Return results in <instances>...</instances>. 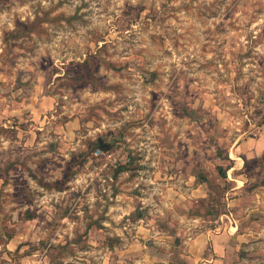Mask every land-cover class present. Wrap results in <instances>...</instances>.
<instances>
[{
	"label": "rangeland",
	"instance_id": "1",
	"mask_svg": "<svg viewBox=\"0 0 264 264\" xmlns=\"http://www.w3.org/2000/svg\"><path fill=\"white\" fill-rule=\"evenodd\" d=\"M231 226L264 264V0H0V264Z\"/></svg>",
	"mask_w": 264,
	"mask_h": 264
},
{
	"label": "crops",
	"instance_id": "2",
	"mask_svg": "<svg viewBox=\"0 0 264 264\" xmlns=\"http://www.w3.org/2000/svg\"><path fill=\"white\" fill-rule=\"evenodd\" d=\"M236 226L224 230L209 229L199 233L187 243V258L176 261L167 257L155 260L156 264H261L256 261L243 260L242 242H249L248 233H240ZM248 250V246L246 248ZM154 262V260H153ZM153 263V264H155Z\"/></svg>",
	"mask_w": 264,
	"mask_h": 264
},
{
	"label": "trees",
	"instance_id": "3",
	"mask_svg": "<svg viewBox=\"0 0 264 264\" xmlns=\"http://www.w3.org/2000/svg\"><path fill=\"white\" fill-rule=\"evenodd\" d=\"M230 168V166L229 167H227V169H229ZM222 167H220V170H221V172H222ZM224 176L226 175V172L225 171H223V173H222Z\"/></svg>",
	"mask_w": 264,
	"mask_h": 264
}]
</instances>
